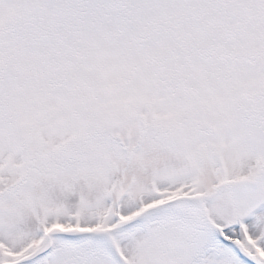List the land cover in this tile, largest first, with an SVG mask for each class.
Instances as JSON below:
<instances>
[{"label": "snow or ice", "instance_id": "obj_1", "mask_svg": "<svg viewBox=\"0 0 264 264\" xmlns=\"http://www.w3.org/2000/svg\"><path fill=\"white\" fill-rule=\"evenodd\" d=\"M0 264H264V0H0Z\"/></svg>", "mask_w": 264, "mask_h": 264}]
</instances>
